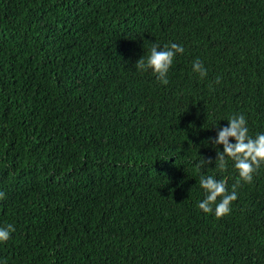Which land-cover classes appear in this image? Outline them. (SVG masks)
I'll use <instances>...</instances> for the list:
<instances>
[{
    "label": "trees",
    "instance_id": "trees-1",
    "mask_svg": "<svg viewBox=\"0 0 264 264\" xmlns=\"http://www.w3.org/2000/svg\"><path fill=\"white\" fill-rule=\"evenodd\" d=\"M171 42L166 83L137 66ZM235 114L264 132V0H0V260L264 264V163L216 159Z\"/></svg>",
    "mask_w": 264,
    "mask_h": 264
},
{
    "label": "clouds",
    "instance_id": "clouds-1",
    "mask_svg": "<svg viewBox=\"0 0 264 264\" xmlns=\"http://www.w3.org/2000/svg\"><path fill=\"white\" fill-rule=\"evenodd\" d=\"M183 51V45L176 42H171L170 45L165 44L163 47L153 44L146 60L140 57L136 63L141 69L151 67L157 78L166 83L167 72L173 63V58ZM192 70L200 76H204L207 71L198 59L193 61ZM230 137L233 139L230 140ZM215 144L223 145V149L217 152L218 166L223 168L226 158L231 157L235 168L239 171V176L244 181H251L255 169L264 163V132H259L254 137L249 135L247 121L243 114H235L228 119L226 125L219 126ZM200 185L205 192L204 199L199 202L200 208L209 211L214 205L216 215L229 211L230 202L235 198L236 193L227 191L223 178L216 179L213 175H201ZM3 195L4 193L0 191V197ZM218 196L219 200H217ZM12 229V224L0 226V242L8 239ZM0 264H4V261L0 260Z\"/></svg>",
    "mask_w": 264,
    "mask_h": 264
}]
</instances>
